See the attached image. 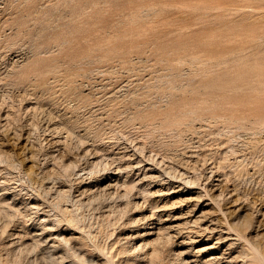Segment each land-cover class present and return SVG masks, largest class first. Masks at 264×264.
Instances as JSON below:
<instances>
[{
    "label": "rangeland",
    "instance_id": "obj_1",
    "mask_svg": "<svg viewBox=\"0 0 264 264\" xmlns=\"http://www.w3.org/2000/svg\"><path fill=\"white\" fill-rule=\"evenodd\" d=\"M0 264H264V0H0Z\"/></svg>",
    "mask_w": 264,
    "mask_h": 264
},
{
    "label": "bare ground",
    "instance_id": "obj_2",
    "mask_svg": "<svg viewBox=\"0 0 264 264\" xmlns=\"http://www.w3.org/2000/svg\"><path fill=\"white\" fill-rule=\"evenodd\" d=\"M168 239V238H167ZM166 243V242H165ZM211 260L212 261H217L218 259H217V257L215 256V257H211ZM187 262V261H186Z\"/></svg>",
    "mask_w": 264,
    "mask_h": 264
}]
</instances>
